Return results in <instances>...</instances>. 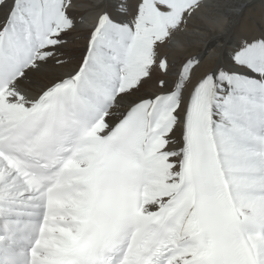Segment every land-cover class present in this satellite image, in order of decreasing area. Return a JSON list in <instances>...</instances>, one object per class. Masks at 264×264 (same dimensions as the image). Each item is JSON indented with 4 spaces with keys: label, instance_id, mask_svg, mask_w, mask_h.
Here are the masks:
<instances>
[{
    "label": "snow or ice",
    "instance_id": "6c2138e0",
    "mask_svg": "<svg viewBox=\"0 0 264 264\" xmlns=\"http://www.w3.org/2000/svg\"><path fill=\"white\" fill-rule=\"evenodd\" d=\"M77 6L0 0V264H264V30L196 74L214 5L105 0L72 64Z\"/></svg>",
    "mask_w": 264,
    "mask_h": 264
},
{
    "label": "bare ground",
    "instance_id": "6f19581e",
    "mask_svg": "<svg viewBox=\"0 0 264 264\" xmlns=\"http://www.w3.org/2000/svg\"><path fill=\"white\" fill-rule=\"evenodd\" d=\"M105 0H78L74 15L77 31L63 49L72 64L79 61L86 47L88 32L99 7ZM215 7L206 9L185 29L181 40L170 41L162 51L177 62L187 56H201L197 73L213 69L226 48H231L243 37L264 30V0H205ZM53 71H56L55 69ZM158 72H153L155 78ZM44 78H39L43 83ZM38 86V85H36ZM151 92V89H146Z\"/></svg>",
    "mask_w": 264,
    "mask_h": 264
}]
</instances>
